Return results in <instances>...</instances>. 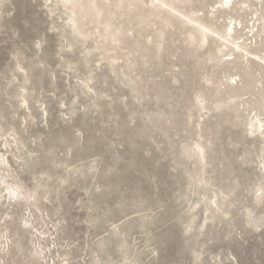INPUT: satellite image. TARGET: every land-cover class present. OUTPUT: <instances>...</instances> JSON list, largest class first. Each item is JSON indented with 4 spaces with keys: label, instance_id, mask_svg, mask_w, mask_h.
Masks as SVG:
<instances>
[{
    "label": "rangeland",
    "instance_id": "rangeland-1",
    "mask_svg": "<svg viewBox=\"0 0 264 264\" xmlns=\"http://www.w3.org/2000/svg\"><path fill=\"white\" fill-rule=\"evenodd\" d=\"M0 264H264V0H0Z\"/></svg>",
    "mask_w": 264,
    "mask_h": 264
}]
</instances>
